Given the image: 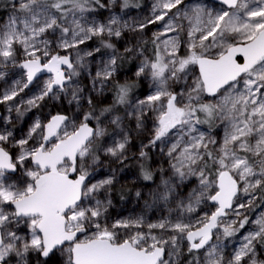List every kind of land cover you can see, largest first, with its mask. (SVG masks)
<instances>
[{
  "label": "snow or ice",
  "instance_id": "1",
  "mask_svg": "<svg viewBox=\"0 0 264 264\" xmlns=\"http://www.w3.org/2000/svg\"><path fill=\"white\" fill-rule=\"evenodd\" d=\"M217 3L221 7L154 0L151 16L129 28L115 15L107 23L91 17L97 8L109 7L103 0H9L5 7L10 5L12 11L0 25V80L11 74L9 69L22 70V79L0 92V105L8 113L5 125L12 123L13 111L22 119L45 98L59 100L69 90V103L82 108L83 89L73 78L88 70L101 48L111 54L107 60L101 57L102 67L94 76L89 72L93 90L98 82L103 88L117 75L118 60L145 58L134 80L116 81L112 104L97 113L88 97V111L78 126L58 113L47 123L35 120L19 139L11 129H0V264H49L55 251H67L66 264H182L184 240L187 264H264L258 258L264 248V215L254 221L257 229L227 252V238L238 231L235 225L243 229L249 222L240 209L254 206L264 193V0ZM129 4L123 0L121 7ZM157 23L160 28L151 40L154 58L145 55L140 42L125 45L124 54H119L113 37L120 39L125 29L143 32ZM95 38L99 46L90 47ZM192 66L199 73L189 84ZM41 72L50 74L43 86L17 102ZM144 81L149 93L132 100ZM117 106H125V115L135 118L138 129L149 112L156 114L152 139L139 156L147 158L144 147L164 145L172 176L150 193L153 200L176 201L181 216L211 202L216 207L210 215L195 221L164 219L149 224L148 234L135 232L123 239L115 229L139 228L142 220L117 221L111 228L101 223L112 203L115 176L89 182V162L98 165L101 152L121 164L127 159L130 133L123 129L122 117L114 114ZM202 124L208 125L207 132L201 131ZM108 126H115L112 135ZM220 126L222 141L212 135ZM141 176L153 180V172L143 165ZM193 178L196 186L185 198L181 189ZM241 192L247 202L234 203ZM98 193L108 195L101 199ZM229 210L243 218L222 220ZM219 228L222 237L214 232ZM152 229L171 235H152ZM66 242L67 248H62Z\"/></svg>",
  "mask_w": 264,
  "mask_h": 264
},
{
  "label": "rangeland",
  "instance_id": "2",
  "mask_svg": "<svg viewBox=\"0 0 264 264\" xmlns=\"http://www.w3.org/2000/svg\"><path fill=\"white\" fill-rule=\"evenodd\" d=\"M103 2L109 4V7L102 9L97 8L94 12L90 13L92 18L100 22L107 23L110 16L115 15L119 18L121 26L127 24L129 28H131V26L138 25L140 22H143L146 18L151 16L154 0H144L143 4L140 7L127 10H120L119 8H117L119 0H117V3L115 5H111L110 0H103ZM185 3H201L207 5L215 4L216 8L221 7V5L214 3L211 0H185ZM9 10L10 11L6 16L0 17V25L7 21L8 16L12 11L11 6L9 7ZM102 10L104 11V14ZM185 27H187L186 21ZM159 28L160 24L157 23L148 25V27L145 28L143 32H140L139 30L131 31L129 29H125L120 39H116L115 37H113L112 40L115 43L119 54H124L125 45L132 46L140 42L147 50L145 55L154 58L153 53L155 46L151 43V40L153 38V33H155ZM181 35L183 36L184 34ZM161 39H163V37ZM89 46L98 47L99 38H95L92 42H90ZM186 51V47L181 49V53H184ZM72 54L74 58V50ZM110 54V50L101 48V52L98 53L89 64L88 70L84 71L81 76L73 78L74 81L79 82V87L83 89V92L81 93V95H83L84 97V99L81 101V104L83 105L82 108L78 109L75 103H69V100L71 99V90H69V94L67 96L61 94V99L59 100L45 98L44 101L40 102L39 107L33 108L28 111L22 119L18 118L15 111H13L11 114L12 123L5 125L3 117L7 116L8 113L5 106L0 105V129L4 127L11 129L15 134V138L19 139L27 133L29 127L35 120L39 119L43 123H47L50 117L55 113L66 114L70 118L74 119L78 126L83 112L88 111L89 106L87 104V99L89 96H91L94 104L96 105L97 113L101 108L112 104L114 99V86L116 81L118 80L120 83H123L129 77L134 80V72L139 66L140 61L145 57L140 56L139 58L130 57L129 59H122L125 61V64L121 68L119 67V62L122 60H118L117 75L112 80L105 82L106 86L103 88H101V85L98 82L96 85V89L93 90L92 80L89 76V72H91L92 76H94L95 72L102 67L101 57L107 60ZM18 58L23 59L22 56ZM9 71L11 74L4 80H0V92H2L5 88L10 87L14 79H22V70L9 69ZM49 76L50 75H44L38 77V79H36L28 89L21 93L20 97L17 98V102L21 98L27 99L28 97L37 93L39 88L43 86L44 81ZM196 76H198L197 67L192 66L191 72L188 77V83L191 84ZM148 93V82L144 81L140 85V87L134 90L131 99H143ZM127 110L132 111V108H128ZM114 114L122 117V127L126 132L130 133V143L127 148V158L139 156L141 147L144 145H148L149 140L152 139V136L154 134L153 125L155 122L156 114L153 112H149V115L144 118V126L139 129L136 127L135 118L125 115V106H117ZM95 123V121H92L91 125L94 126ZM199 127L201 131H208L207 124H202ZM114 128L115 126H108L109 135L113 134ZM68 130L70 131L71 128L69 127ZM115 131L119 133L120 129H115ZM212 135L215 136L218 140L222 141L223 127L220 126L215 128ZM115 138L120 139L121 136L116 135ZM172 139H175L174 135ZM107 142L109 144L112 143L111 139H109ZM161 148H163V151H161ZM144 151L147 153V155H149V170L153 172V180L150 181L148 185L142 183L133 171L118 168L116 166V163L118 162L113 161V159L109 156H105L103 152L100 153L101 162L98 165H91V162H89V171L91 173L89 182L96 183L97 181L105 179L106 177L115 176L114 184L111 187L110 193V199L112 203L109 206L105 217L101 220L102 224H106L109 228H111V226L117 221H135L137 219L142 220V225L139 228L133 227L131 229H115L120 238L123 239L126 237V235L135 232L148 234L150 231L148 228L149 224H157L164 219L175 222L177 219H184L186 221L187 219L191 218L193 219V221H195L196 218L203 217L205 214L210 215L211 212L215 210L216 205H213L211 202L205 201L200 206H198L196 212L192 214L184 213L181 216L179 210L176 207V201H171L169 204H164L160 201H154L150 193L156 190L158 186H161L162 179H168L172 176V169L170 167L169 157L167 156V147H164V145L159 144L158 142L157 147H144ZM13 154H15V150H13ZM16 175L19 176V173H17ZM195 186L196 182L193 178L192 183L189 184L188 187L181 189L185 198L187 197L188 192H190ZM114 187H126L131 190V195L126 199L116 202L112 198V189ZM137 192H139L141 195L137 196ZM97 195L101 199H104L108 194L98 193ZM240 202H247V197L242 192L239 195V199L234 201V203ZM240 212L248 216L249 222L243 229H239L238 223L235 225V227L238 228V231L234 236L227 238V252L229 254H231L232 248L234 246L238 247L242 243L244 235H246L249 231L257 229V225L254 223V221L259 216L264 215V193L259 194L254 206L250 208L240 209ZM242 218L243 217H237L236 215L232 214L229 210V215L221 219L228 222L232 220L238 221ZM90 231H94V229H91ZM214 232H219L222 237V228L215 229ZM151 234L157 236L163 235L165 238L171 235L170 232H163L160 229H152ZM84 235L85 234H81L79 238L83 239ZM213 242H215V237L213 239ZM182 246L183 251H187L186 240L182 242ZM258 247L260 246L258 245ZM62 248L66 249L67 244ZM258 258L264 259V248H262L258 253ZM67 259V251H55L54 254L49 258V264H66ZM187 261H183L182 264H187Z\"/></svg>",
  "mask_w": 264,
  "mask_h": 264
},
{
  "label": "trees",
  "instance_id": "3",
  "mask_svg": "<svg viewBox=\"0 0 264 264\" xmlns=\"http://www.w3.org/2000/svg\"><path fill=\"white\" fill-rule=\"evenodd\" d=\"M143 1L144 0H130L129 7L122 8L121 5H122L123 0H119L117 8H119L120 10L137 8L143 4ZM8 3H9V0H0V17L6 16L7 13L10 11L9 10L10 5L8 7H5V5ZM103 14H104V11H103ZM124 64H125L124 60L120 61L119 67L121 68ZM149 163H150L149 155H147V158L143 160H141L140 156L128 157L127 159L124 160L123 164L118 162L116 163V166L120 169H128L130 171H133L142 183L148 185L150 181H145L141 176V165L149 169ZM130 195H131V190L126 187H114L112 189V198L116 202L126 199ZM181 259H182V262L187 261L189 259V255L187 251L184 252V255L181 257Z\"/></svg>",
  "mask_w": 264,
  "mask_h": 264
},
{
  "label": "water",
  "instance_id": "4",
  "mask_svg": "<svg viewBox=\"0 0 264 264\" xmlns=\"http://www.w3.org/2000/svg\"><path fill=\"white\" fill-rule=\"evenodd\" d=\"M211 1H213L214 3H217V0H211ZM217 4H219V3H217ZM240 60H241V62H242V58H239ZM197 69H198V67H197ZM198 73H199V70H198ZM44 75H50L49 73H47V72H41V73H39L38 74V77H41V76H44ZM54 115H56V114H54ZM53 116V115H52ZM51 116V117H52ZM51 117H50V119H51ZM49 119V120H50ZM92 126V125H91ZM53 139H55V138H53ZM213 204V203H212ZM214 205V204H213ZM214 231H215V229H214ZM81 234H78V236H80ZM66 244H67V242H66ZM65 244V245H66ZM61 247H63V246H61Z\"/></svg>",
  "mask_w": 264,
  "mask_h": 264
},
{
  "label": "flooded vegetation",
  "instance_id": "5",
  "mask_svg": "<svg viewBox=\"0 0 264 264\" xmlns=\"http://www.w3.org/2000/svg\"><path fill=\"white\" fill-rule=\"evenodd\" d=\"M239 59V58H238ZM198 70V69H197ZM55 114H58V113H55ZM59 114H63V113H59ZM54 115V114H53ZM64 115H66V114H64Z\"/></svg>",
  "mask_w": 264,
  "mask_h": 264
}]
</instances>
